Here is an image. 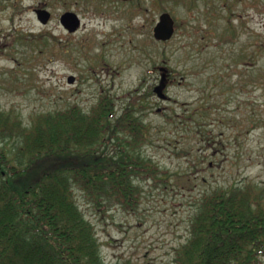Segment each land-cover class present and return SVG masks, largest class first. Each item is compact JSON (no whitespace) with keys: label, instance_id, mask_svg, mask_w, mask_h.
<instances>
[{"label":"rangeland","instance_id":"rangeland-1","mask_svg":"<svg viewBox=\"0 0 264 264\" xmlns=\"http://www.w3.org/2000/svg\"><path fill=\"white\" fill-rule=\"evenodd\" d=\"M39 7L52 12L47 24ZM65 11L79 15L77 31L60 23ZM164 11L177 30L159 41L153 28ZM228 18L233 40H224ZM161 67L167 99L154 91ZM106 92L119 113L130 102L145 116L144 150L163 174L143 180L136 209L95 207L80 190L78 203L107 263L175 264L204 192L248 181L264 187V0H0V109L29 124L76 102L89 111Z\"/></svg>","mask_w":264,"mask_h":264},{"label":"trees","instance_id":"trees-1","mask_svg":"<svg viewBox=\"0 0 264 264\" xmlns=\"http://www.w3.org/2000/svg\"><path fill=\"white\" fill-rule=\"evenodd\" d=\"M136 11L146 12L143 6ZM228 20L224 40H233L237 27ZM118 113L109 92L89 111L76 102L33 115L29 124L19 112L0 109V264H109L77 191L95 207L136 209L143 180L163 174L144 150L150 134L145 116L130 102ZM193 215L175 264L263 263V186H218L204 192Z\"/></svg>","mask_w":264,"mask_h":264},{"label":"water","instance_id":"water-1","mask_svg":"<svg viewBox=\"0 0 264 264\" xmlns=\"http://www.w3.org/2000/svg\"><path fill=\"white\" fill-rule=\"evenodd\" d=\"M37 16H39V20L46 24L51 18V12L48 9L40 8L36 9ZM62 24L68 28L70 31H75L81 24L79 16L73 11H66L61 15ZM175 20L173 16L165 11L163 12L156 25L154 26L153 32L154 36L157 40H169L175 34ZM162 76L161 81L155 87V92L158 93L160 98H167V94L165 93V88L167 86V72L164 67L161 68ZM75 77L70 76L69 81L74 82Z\"/></svg>","mask_w":264,"mask_h":264},{"label":"bare ground","instance_id":"bare-ground-1","mask_svg":"<svg viewBox=\"0 0 264 264\" xmlns=\"http://www.w3.org/2000/svg\"><path fill=\"white\" fill-rule=\"evenodd\" d=\"M154 91H155V89H154Z\"/></svg>","mask_w":264,"mask_h":264}]
</instances>
